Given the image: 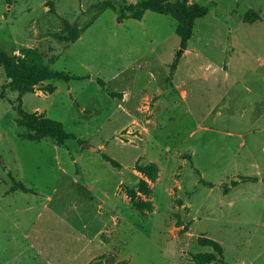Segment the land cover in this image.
Returning <instances> with one entry per match:
<instances>
[{"label":"rangeland","instance_id":"374dc122","mask_svg":"<svg viewBox=\"0 0 264 264\" xmlns=\"http://www.w3.org/2000/svg\"><path fill=\"white\" fill-rule=\"evenodd\" d=\"M191 1L212 4L182 51L173 18L144 10L133 19L140 0H0V52L62 75L19 99L0 65V264H196L192 255L217 256L198 238L222 247V264H264V131L229 137L223 101L225 122L204 132L209 109L198 98L207 86L199 68L222 66L231 48L233 65L264 38V0ZM98 12L68 41L64 20L79 29ZM145 94L149 103L136 110ZM19 103L69 137L62 145L28 140ZM150 163L157 170L147 174ZM237 182L245 184L229 192ZM18 184L30 193L11 194ZM138 201L151 209L138 211Z\"/></svg>","mask_w":264,"mask_h":264},{"label":"crops","instance_id":"0c3cea01","mask_svg":"<svg viewBox=\"0 0 264 264\" xmlns=\"http://www.w3.org/2000/svg\"><path fill=\"white\" fill-rule=\"evenodd\" d=\"M262 19H257L253 23H246L243 22L241 18L240 22L249 26H253L257 23L262 24ZM254 44H256V47H254L252 51H248L247 46L243 48L244 50L239 51L240 53L236 54V60L233 65L231 55L234 53L233 48H231V54L220 62L222 63V66H207L204 69L199 68V71L202 69L201 74L198 75L199 81L206 84L207 86L202 88L198 98L201 99H199L202 102L201 106L206 102V107L209 109L201 116L200 128L202 131L217 132V129L214 125L217 124V121L219 120L224 121L223 119H220L223 114L217 110V107L223 101H226L229 106V115L226 118V122L231 125L229 128L231 132H226L229 137L236 136V138L241 139L246 137L247 133L262 134L261 132L264 131V126L257 131L254 130L253 126L264 125V38L260 37ZM187 52H189L188 48L185 50V53ZM173 88L177 92V90L181 88V85L176 84ZM221 91H227V96L221 94ZM182 95L183 97L186 96L184 92H182ZM149 99V94L142 96L136 102L135 109L139 110L140 105L143 107V102L149 103ZM123 100H129L127 93L123 92ZM242 106L243 110L240 112V114L236 116L238 113L236 111L235 116H233L234 112L232 111L235 109H240ZM135 109L133 108V110H131L132 114L134 113ZM248 110L250 111L249 115L247 114ZM211 117V122H207ZM208 123H211V126H208ZM250 179L253 181L257 180L254 183L262 182V180L257 178L251 177ZM233 181H236V178L233 179ZM119 183H121V181ZM242 184L245 183L237 182V184H234L229 192ZM9 190L10 193L13 194L16 192V190H18V188L14 190L11 187ZM12 190L14 191L12 192Z\"/></svg>","mask_w":264,"mask_h":264},{"label":"trees","instance_id":"16d2710c","mask_svg":"<svg viewBox=\"0 0 264 264\" xmlns=\"http://www.w3.org/2000/svg\"><path fill=\"white\" fill-rule=\"evenodd\" d=\"M141 10L133 14V19L140 20L143 11L149 10L156 14L166 15L173 18L177 22V33L180 37V46L182 51L186 47L187 41L192 36V29L197 19L203 18L207 13V6L198 5L191 2V0H140ZM50 8L52 3L49 2ZM53 10V9H51ZM100 12L96 13L87 24L77 29L75 25H69L67 21H63V24L67 29H72L68 37V41H76L81 34L92 24ZM176 61V59H175ZM0 65L4 69V74L8 80V87L14 88L18 93V98L24 93H32L37 83L50 80L52 78H62V75L50 71L47 67H28L23 62L17 60L13 56H9L3 52H0ZM175 63H173V66ZM3 96L0 94V99ZM17 114L19 116L18 124L25 126L32 131V135H28L27 139L34 142H40L45 139H52L58 145H62L63 142L69 137L63 132L61 125L55 121L49 119H38L35 114L24 112L20 103L17 107ZM103 159L112 166L119 168V164L112 158L102 155ZM156 171L157 167L153 163L143 169V172L147 173L149 170ZM148 174V173H147ZM151 180H155V175H150ZM251 180V179H248ZM16 188L23 192H29L23 185L18 184ZM137 210L140 212L149 211L151 206L149 203H143L138 201L135 203ZM198 243L201 246L209 245L213 248L217 256L214 254H197L192 255L191 260L196 264H209L217 262L222 264V247L215 241L205 238H198ZM116 264H127L125 261H119Z\"/></svg>","mask_w":264,"mask_h":264}]
</instances>
